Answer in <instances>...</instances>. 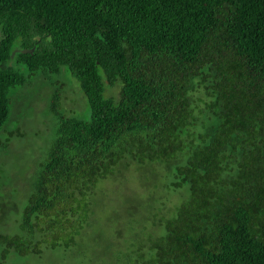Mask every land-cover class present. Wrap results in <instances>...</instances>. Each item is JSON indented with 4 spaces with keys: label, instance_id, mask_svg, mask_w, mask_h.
Instances as JSON below:
<instances>
[{
    "label": "trees",
    "instance_id": "trees-1",
    "mask_svg": "<svg viewBox=\"0 0 264 264\" xmlns=\"http://www.w3.org/2000/svg\"><path fill=\"white\" fill-rule=\"evenodd\" d=\"M65 69L88 118L61 109ZM38 75L56 134L0 264L75 246L132 165L181 196L126 197L122 264H264V0H0V131Z\"/></svg>",
    "mask_w": 264,
    "mask_h": 264
},
{
    "label": "rangeland",
    "instance_id": "rangeland-1",
    "mask_svg": "<svg viewBox=\"0 0 264 264\" xmlns=\"http://www.w3.org/2000/svg\"><path fill=\"white\" fill-rule=\"evenodd\" d=\"M19 68L27 73L25 67ZM56 80H48L38 75L27 84L10 91V116L4 129L0 131L2 144L6 137L13 133L7 147L4 148L0 144V233L12 234L18 231L20 215L31 190L32 177L55 138L56 119L49 109V104L54 90L51 82ZM59 81L63 88L61 109L67 114L73 113L88 118V100L78 81L66 69ZM107 93L118 95V87L109 89ZM130 168V171L117 175L115 179L106 180L100 186L93 199L98 202L94 205L93 224L75 246L67 249L45 248L41 255L23 256L12 251L3 264H122L119 252L124 251L125 246L120 248L112 244V247H108L107 244H122L128 238L126 232H129V229L127 225L124 226L129 216L125 211L126 205H123L126 197L129 199L136 195L140 201L148 200L153 192L155 200L166 196L163 200L166 207L177 202L181 196L180 192L168 194L161 183L159 188L155 189L154 179L148 178L150 171L138 170L134 165ZM154 199L152 203L155 202ZM119 228L121 233L117 232ZM110 247L119 250L114 253V259L107 255L111 251Z\"/></svg>",
    "mask_w": 264,
    "mask_h": 264
},
{
    "label": "water",
    "instance_id": "water-1",
    "mask_svg": "<svg viewBox=\"0 0 264 264\" xmlns=\"http://www.w3.org/2000/svg\"><path fill=\"white\" fill-rule=\"evenodd\" d=\"M19 50H20L19 48H16V49L12 52V54H11L12 58L14 57V55L16 54V52L19 51ZM33 50H34V48H32V49H22V52H33Z\"/></svg>",
    "mask_w": 264,
    "mask_h": 264
}]
</instances>
